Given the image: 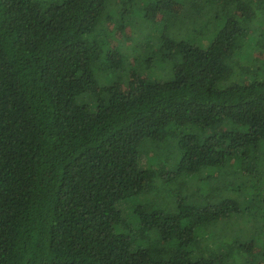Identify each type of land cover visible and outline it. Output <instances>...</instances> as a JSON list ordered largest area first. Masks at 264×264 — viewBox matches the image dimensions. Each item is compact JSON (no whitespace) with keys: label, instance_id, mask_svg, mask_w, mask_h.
Wrapping results in <instances>:
<instances>
[{"label":"trees","instance_id":"1","mask_svg":"<svg viewBox=\"0 0 264 264\" xmlns=\"http://www.w3.org/2000/svg\"><path fill=\"white\" fill-rule=\"evenodd\" d=\"M136 24L127 84L104 28ZM262 163L264 0H0V264H264L210 186L264 197Z\"/></svg>","mask_w":264,"mask_h":264},{"label":"rangeland","instance_id":"2","mask_svg":"<svg viewBox=\"0 0 264 264\" xmlns=\"http://www.w3.org/2000/svg\"><path fill=\"white\" fill-rule=\"evenodd\" d=\"M172 15V14H171ZM163 18L167 19L168 18V14H160L158 15L157 19L158 20H162ZM162 24V23H160ZM159 24V25H160ZM137 25L134 27H130L127 26L125 28H122L123 30L119 31L118 29L115 31H108L109 28H104L105 32H108V34H110L109 36L106 37L107 41L110 42L111 46H112V63L113 65H118L119 68V74L120 76H122L124 79V82L128 84V82L130 83L131 81H134L138 78H144L147 76V73L149 70H147V68H145L142 60H143V54L142 57H138L139 60H136L135 58H133V56H135V54L132 56V51H131V47H136L139 43V41L137 40L139 36H137L138 31L137 29ZM144 25V24H143ZM145 26V25H144ZM140 29L143 30V32L145 31V27H143L140 24ZM184 29H182L181 32L177 31L175 32L176 34H178V36H180L178 38V40L183 39L182 36H184V40L187 38L186 33H184ZM212 36V35H211ZM177 37V36H176ZM140 38V37H139ZM211 38V37H210ZM195 44L202 47V48H207L206 45L208 44L205 40L201 41L200 38H197L195 40ZM159 48L158 43H156L153 48H152V52L150 55L153 54L154 51H156ZM141 50V49H138ZM252 56L255 57H259V54L255 51L251 53ZM140 59H142L140 61ZM98 71V70H96ZM157 73H161V71L157 70ZM99 74H97V77L99 79L100 84H107L109 83V79L106 78H101L98 76ZM168 75V74H167ZM147 153H150L152 156H160V154L162 153V149L160 147H150L149 150H147ZM146 162V157L142 158V164L145 165ZM236 168V166L234 167H230V169H234ZM249 173H263L264 174V165L262 163V165H257L255 167H249L248 169ZM225 173L229 174L227 172V169L223 172V180L226 182L227 178L229 175H225ZM225 175V177H224ZM219 176V175H218ZM222 176L219 177V181L218 178L217 180L214 181V183H212L210 186L213 188H220L219 190V195L220 196H226L230 199H234L236 202H238V212L240 213V215H233L228 221H225L223 224H219L225 227L226 231H228V238H229V242L231 243H237L240 241H245L247 242V240H251L254 241L255 239H260L262 238L264 235L261 234V232H264V219H260L259 217H257L255 215L256 214H260L262 215V217L264 218V197H261V195H259V197L254 196V194L257 192H259V190H256L257 187L256 186V181H254L255 179H252L250 176L247 177V180L249 181V186H240V182L237 183L234 187H230V188H225L223 187L225 183L222 184ZM240 178V177H239ZM257 180V179H256ZM173 186V187H172ZM177 188L178 185H170V186H163L161 184V182H159L157 184V190L161 191L160 194H163V192H168L170 191V189L173 188ZM174 188V189H175ZM260 194V192H259ZM152 194H148V195H141L137 198H134L130 201H128L129 203H131V205L133 206L132 211L134 209L135 206H148V203L153 199L151 198ZM167 195V194H166ZM158 204H161V198L158 199ZM252 202H255L256 205L252 206ZM129 207V206H128ZM132 211H128L127 208L123 207V212H124V217L127 220H131L133 216ZM222 226L218 227V229H220ZM215 230V229H214ZM254 232L257 235H254ZM253 239V240H252ZM264 242V241H263ZM256 243V242H255ZM262 246H264V244H262ZM259 250V249H257ZM243 253L242 255H244L246 252H249L248 250H242ZM264 255V254H263ZM237 257V256H236ZM234 257V262L236 261ZM256 258L254 260L253 259L252 262L253 264L256 263H261V259L262 256L260 254L257 255L256 254ZM239 261L241 260L238 257ZM239 261H237V263H239Z\"/></svg>","mask_w":264,"mask_h":264}]
</instances>
